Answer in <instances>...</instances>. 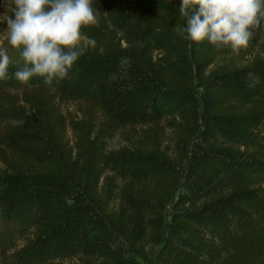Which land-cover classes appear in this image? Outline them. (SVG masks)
<instances>
[{"label":"trees","instance_id":"16d2710c","mask_svg":"<svg viewBox=\"0 0 264 264\" xmlns=\"http://www.w3.org/2000/svg\"><path fill=\"white\" fill-rule=\"evenodd\" d=\"M181 3L94 0L98 24L81 33L82 45L96 43L69 78L0 94V216L32 208L16 254L74 248L75 264H264V245L232 232L264 206L262 188L235 178L261 166L248 142L264 127V19L239 50L253 59L233 66L219 62L237 54L230 47L183 39ZM13 10L8 0L5 26ZM0 47L12 49L8 39ZM68 100L81 103L77 117L63 110ZM124 129L140 131L113 145Z\"/></svg>","mask_w":264,"mask_h":264},{"label":"clouds","instance_id":"9594fccd","mask_svg":"<svg viewBox=\"0 0 264 264\" xmlns=\"http://www.w3.org/2000/svg\"><path fill=\"white\" fill-rule=\"evenodd\" d=\"M14 10L6 18L8 42L20 50L24 67L14 76L21 84L33 78L47 85L69 78L76 62L85 54L82 27L98 24L94 0H12ZM179 11L184 17L180 34L186 41L207 40L217 49L233 52L246 49L264 19V0H182ZM180 28V26H178ZM10 57L0 47V81L10 79ZM31 116L32 111L26 110ZM13 124L23 121L13 119Z\"/></svg>","mask_w":264,"mask_h":264},{"label":"rangeland","instance_id":"374dc122","mask_svg":"<svg viewBox=\"0 0 264 264\" xmlns=\"http://www.w3.org/2000/svg\"><path fill=\"white\" fill-rule=\"evenodd\" d=\"M8 0H0V44L8 39V28L3 24L2 13L6 8ZM255 51H246L240 52L238 54H233L225 57L220 60V63L226 62L227 64L233 66H243L248 64L254 57ZM10 64L8 67V73L11 77L6 81H0V94H5L7 92L15 93L19 91L24 85H35V84H45L42 79L33 78L28 84H21L15 79V72L21 70L24 67V61L20 55V50L12 48L9 53ZM55 81L52 85H47L50 87L55 86ZM81 103L79 101H67L63 103L62 107L65 113L70 116L77 117L78 110ZM140 130L124 129L119 133H116L115 138L112 140L113 145H125L131 140V138L137 135V132ZM69 135V133H68ZM173 139L172 132L167 129L165 130L164 140L167 144ZM249 143V149L255 151L261 166L256 170H248L245 172H240L236 179L246 181L252 187L262 188L264 192V127L261 129L260 133L254 137ZM165 145V144H164ZM171 149L170 154L172 155V147L169 145L168 149ZM1 166V165H0ZM253 221L246 220L245 223L240 224V227L233 229V233L241 234L244 239H247L254 243H261L264 245V206L257 207L253 210V215L251 216ZM212 228H210L211 230ZM32 231V208L27 207L18 211L14 217L3 219L0 216V264H44L48 261L57 262L59 264H75L77 262V251L74 248L68 249L66 251H51L48 255L44 257H37L35 255H23L20 256L16 254L17 250L22 247L26 238L30 236ZM224 231L222 228L216 227L212 230L214 237H218L221 240H224L226 243V238L230 236L226 233H221ZM223 237H219L222 235ZM227 235V236H226ZM219 241V240H217ZM216 243V242H215ZM220 243V246H224L223 242ZM216 243V244H217ZM218 245V246H219ZM219 246V247H220ZM211 253V252H210ZM213 257V254H209ZM138 264H149L141 258H136Z\"/></svg>","mask_w":264,"mask_h":264}]
</instances>
